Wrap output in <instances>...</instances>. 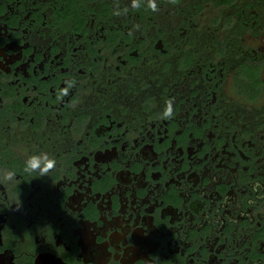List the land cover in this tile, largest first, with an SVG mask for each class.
Masks as SVG:
<instances>
[{"label":"flooded vegetation","instance_id":"1","mask_svg":"<svg viewBox=\"0 0 264 264\" xmlns=\"http://www.w3.org/2000/svg\"><path fill=\"white\" fill-rule=\"evenodd\" d=\"M152 2L0 0L4 264H264V0Z\"/></svg>","mask_w":264,"mask_h":264},{"label":"clouds","instance_id":"2","mask_svg":"<svg viewBox=\"0 0 264 264\" xmlns=\"http://www.w3.org/2000/svg\"><path fill=\"white\" fill-rule=\"evenodd\" d=\"M133 7H138L137 0H133ZM149 7L153 10H157V6L152 0H149ZM67 94V89L62 90V95ZM165 118H170L172 115L171 102H169L165 112ZM56 167V160L50 157L47 153H41L40 155L29 156L25 163L22 171L27 175H32L34 173L39 174L41 177L47 176L51 170ZM15 171H5L3 173L2 179L6 182H13L15 179Z\"/></svg>","mask_w":264,"mask_h":264},{"label":"water","instance_id":"3","mask_svg":"<svg viewBox=\"0 0 264 264\" xmlns=\"http://www.w3.org/2000/svg\"><path fill=\"white\" fill-rule=\"evenodd\" d=\"M4 259H1L0 260V264H4L3 261ZM38 264H54L53 262H51L50 259H47V258H42L41 261H39Z\"/></svg>","mask_w":264,"mask_h":264}]
</instances>
